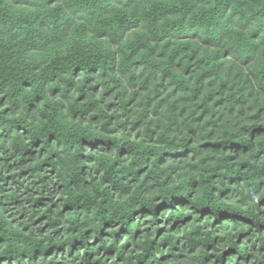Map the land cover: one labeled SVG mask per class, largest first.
Instances as JSON below:
<instances>
[{"label": "trees", "instance_id": "trees-1", "mask_svg": "<svg viewBox=\"0 0 264 264\" xmlns=\"http://www.w3.org/2000/svg\"><path fill=\"white\" fill-rule=\"evenodd\" d=\"M0 264H264V0H0Z\"/></svg>", "mask_w": 264, "mask_h": 264}]
</instances>
